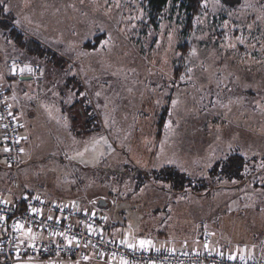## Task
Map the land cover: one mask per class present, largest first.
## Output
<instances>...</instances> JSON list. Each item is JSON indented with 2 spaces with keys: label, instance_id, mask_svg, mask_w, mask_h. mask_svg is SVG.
Returning a JSON list of instances; mask_svg holds the SVG:
<instances>
[{
  "label": "rangeland",
  "instance_id": "rangeland-1",
  "mask_svg": "<svg viewBox=\"0 0 264 264\" xmlns=\"http://www.w3.org/2000/svg\"><path fill=\"white\" fill-rule=\"evenodd\" d=\"M0 10L56 57L45 67L0 34V86L24 90L40 130H21V164L14 181L8 171L6 201L28 193L22 174L32 169V182L76 194L75 204L88 209L90 202L104 223L108 206L109 216L130 219V207L146 205L153 188L172 196L150 176L134 192L148 170L174 167L194 182L208 181L215 161L235 150L255 157L256 175L207 191H264V0H204L188 27L171 1L155 24L144 0H0ZM14 60L25 64L19 74L32 75L42 102L33 81H6ZM87 108L93 124L82 117Z\"/></svg>",
  "mask_w": 264,
  "mask_h": 264
},
{
  "label": "crops",
  "instance_id": "crops-1",
  "mask_svg": "<svg viewBox=\"0 0 264 264\" xmlns=\"http://www.w3.org/2000/svg\"><path fill=\"white\" fill-rule=\"evenodd\" d=\"M27 72L29 71L27 70ZM11 76V78H6V81L10 82V84L13 82H24L27 79L33 81L35 96L39 103L40 101L42 102L40 97H42L43 92L40 94L42 90L38 92V89H35L36 84L32 75ZM38 85L39 82H37ZM18 88L15 85L7 88L6 92L8 98L11 96L13 113L15 116L17 114L20 116V120H18L17 116L16 118L21 125V130H26L25 135L35 134L37 124L33 121L35 113L32 112V102L24 97V90H21V88L18 90ZM67 109L70 110V108ZM68 120L69 123L66 122L62 126L63 132L67 131L70 125V117ZM38 133H40L39 129L36 134ZM23 139L24 137L21 136L22 141ZM62 156L65 161L67 159L66 156ZM8 171L9 168L1 145L0 135V198L4 200H9L12 194V192L6 191V187L12 188L10 179H7ZM22 177V183L27 182L26 190L28 193L36 194V196L49 203L71 201L77 203L75 201L77 199L76 194L70 191H60L54 188L45 189L43 184L32 182L31 178L35 181L32 169H27L22 174ZM58 179L66 181L62 176H59ZM50 182L52 180L48 181L47 185ZM217 188L221 189L220 187ZM154 189H156V192L148 194V198L151 200L146 201V205L139 202L133 205L134 209L133 206L130 207V219H121L120 215H118L119 213H112L113 215L109 216L110 207H106L104 209L106 217L104 224L105 236L110 239L120 240L136 248L151 251L199 252L207 249L228 256H243L250 259L264 258V191L249 193L236 191L217 192L215 190L198 193V195L194 194L195 196L186 199H177L173 198V195L175 197L188 196V194L192 193H171L172 196H170L165 190L163 191L164 188L157 187ZM163 195H165L164 198ZM122 218H124V215H122ZM205 239H207L206 243H204ZM140 241L148 243L141 246ZM81 264L106 263L95 261L93 256H89Z\"/></svg>",
  "mask_w": 264,
  "mask_h": 264
},
{
  "label": "built area",
  "instance_id": "built-area-1",
  "mask_svg": "<svg viewBox=\"0 0 264 264\" xmlns=\"http://www.w3.org/2000/svg\"><path fill=\"white\" fill-rule=\"evenodd\" d=\"M24 66L21 61L10 62V74L20 75ZM20 132L7 93L0 86L1 145L15 175L22 153ZM87 203L88 209L75 203H49L36 195H22L14 202L0 200V264H81L89 256L106 264H264L263 257L228 256L207 249L194 252L136 248L106 237L103 217ZM31 208L38 211L33 213ZM16 223L24 228L14 229ZM65 237L72 239L71 244Z\"/></svg>",
  "mask_w": 264,
  "mask_h": 264
},
{
  "label": "trees",
  "instance_id": "trees-1",
  "mask_svg": "<svg viewBox=\"0 0 264 264\" xmlns=\"http://www.w3.org/2000/svg\"><path fill=\"white\" fill-rule=\"evenodd\" d=\"M170 1L173 5L178 6L184 12V14L186 15V23L188 27L192 24L195 17L200 13L204 0H144L149 19L152 23L155 24ZM220 1L227 5H233L240 0ZM0 34L4 38L13 41L20 48L25 50L26 55L29 54V56L31 55L32 57L42 59L45 67L49 66L47 65V63H52V61L56 58L55 56L53 57L49 51L45 52L44 48L38 41L32 38H26L15 26L13 16L8 13H4L2 10H0ZM94 46H96L94 43H87L84 47L90 49ZM49 55H51V57ZM47 57L49 58V60H46ZM162 114L163 120L164 116H166L167 114V110L164 109ZM82 117L84 119H88L87 121H85L86 125L93 124V122L96 121V118L90 112L89 108L86 109L84 114L82 113ZM93 128H97V125H95ZM255 163V157L249 158L235 150L224 155L223 158H219L215 161L213 166L208 170V181L197 180L195 182L187 174L180 173L174 167H163L159 170H148L149 172H145V176L141 180H139V182H136L138 185L135 186L134 192H138L147 183V181L149 180L148 176H150V178L155 182L166 185L169 190H171V193L174 192V194L187 193L189 190V193L198 194L207 191L215 182L216 184H222L223 182H235L236 184L232 185H237L241 183L244 178H248L251 173L252 174L250 176L256 175ZM8 168L13 174V176L11 177V181H14L15 174L13 173L9 165ZM26 195L34 196L33 193H26ZM0 200L4 199L0 198Z\"/></svg>",
  "mask_w": 264,
  "mask_h": 264
},
{
  "label": "snow or ice",
  "instance_id": "snow-or-ice-1",
  "mask_svg": "<svg viewBox=\"0 0 264 264\" xmlns=\"http://www.w3.org/2000/svg\"><path fill=\"white\" fill-rule=\"evenodd\" d=\"M27 70L28 71H31V69H27ZM23 71H25V69H21V72H23ZM7 150L8 149H5V151H7ZM30 211L33 212V213H36L38 210L35 209V208H31ZM0 219H3V217H0ZM49 219H51V217H49ZM23 228H24V225H22V224H19V223L14 224V229H16V230H22ZM28 232L30 233L31 232V229H28ZM65 239H68L69 244H71L72 239H69L67 237H65ZM146 243H148V242L140 241L141 246H144Z\"/></svg>",
  "mask_w": 264,
  "mask_h": 264
},
{
  "label": "water",
  "instance_id": "water-1",
  "mask_svg": "<svg viewBox=\"0 0 264 264\" xmlns=\"http://www.w3.org/2000/svg\"><path fill=\"white\" fill-rule=\"evenodd\" d=\"M98 204H99V207H106V203L104 202V201H102V200H99L98 201Z\"/></svg>",
  "mask_w": 264,
  "mask_h": 264
}]
</instances>
